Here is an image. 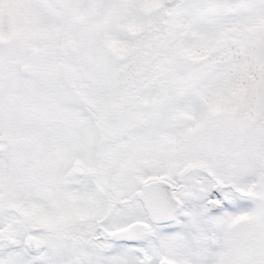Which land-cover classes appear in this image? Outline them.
<instances>
[{
  "label": "snow or ice",
  "instance_id": "6c2138e0",
  "mask_svg": "<svg viewBox=\"0 0 264 264\" xmlns=\"http://www.w3.org/2000/svg\"><path fill=\"white\" fill-rule=\"evenodd\" d=\"M0 264H264V0H0Z\"/></svg>",
  "mask_w": 264,
  "mask_h": 264
}]
</instances>
